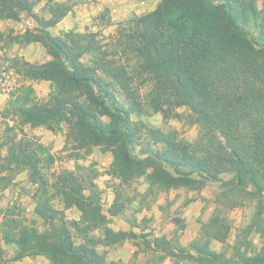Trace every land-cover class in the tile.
Returning a JSON list of instances; mask_svg holds the SVG:
<instances>
[{
    "label": "trees",
    "instance_id": "1",
    "mask_svg": "<svg viewBox=\"0 0 264 264\" xmlns=\"http://www.w3.org/2000/svg\"><path fill=\"white\" fill-rule=\"evenodd\" d=\"M39 3L48 17H35L38 29L26 31L21 41L40 44L50 59L15 60L12 66L27 81L50 83L51 91L44 101L26 84L10 93L1 112L0 182L7 185L15 173L26 172L36 186L35 215L47 228L40 232L26 224L14 207L0 209V240L16 247L13 261L43 257L48 264H116L98 248L139 239L132 231L108 227L93 176L64 170L50 182L44 171L55 158L23 133L26 126L54 132L65 124L75 153L109 151L119 185L145 177L149 192L199 190L231 174L240 187L250 184L256 194L264 192V0H160L154 10L120 24L109 45L95 33H50L72 11L66 1L0 0V20L18 21ZM141 88L148 89L144 96ZM180 108H187L200 128L195 144L139 119L148 110L179 117ZM9 118L13 127L5 123ZM141 140L140 159L134 151ZM56 201L75 208L80 219L68 222ZM124 206L117 188L107 213L116 217ZM175 224L184 228L179 220ZM205 226L215 241L225 243L228 225L214 217ZM194 250L197 264H264V255L240 254L238 247L229 258L208 248Z\"/></svg>",
    "mask_w": 264,
    "mask_h": 264
},
{
    "label": "rangeland",
    "instance_id": "2",
    "mask_svg": "<svg viewBox=\"0 0 264 264\" xmlns=\"http://www.w3.org/2000/svg\"><path fill=\"white\" fill-rule=\"evenodd\" d=\"M66 1L72 11L49 31L53 36H62L68 31L77 33H95L100 41L110 44L120 24L144 15L157 6L160 0H54ZM261 7V1H259ZM35 17H48L44 3L35 6L32 14L22 13L18 21L0 20V135L4 130L1 112L9 100L10 93L22 84L30 85L35 91L37 101L47 99L51 85L48 82L27 81L13 69V61L23 60L31 64H43L50 58L38 43H22L21 37L26 31L38 29ZM108 44V45H109ZM87 62V58L83 60ZM147 88H141L144 96ZM120 100L124 96L119 95ZM179 117L164 118L161 113L148 110L140 121L148 127L164 133H175L177 138L189 144H195L199 137V126L195 117L187 108L177 110ZM134 120H137L134 118ZM10 127L14 120H5ZM27 137L36 138L54 156L55 162L45 170V177L52 182L61 171H74L94 177V184L101 198L103 213L107 216L108 227L113 231H132L139 235L135 241L127 240L111 248H98V253L105 256L107 262L116 264H197L199 258L195 247L208 248L227 258L235 257V247L240 254L253 257L264 255V192L256 194L250 184L246 188L238 185L231 174L221 175L217 182L207 181L199 190L180 188L177 190L148 191L145 177L134 180L129 185H119L112 171V155L109 151L95 147L90 151H74L73 143L68 138V129L62 124L54 132L44 128H23ZM18 138L22 137L20 132ZM218 140L223 141L218 135ZM145 147L141 140L134 155L140 159ZM142 149V150H141ZM5 151L0 149V163ZM77 165L82 170H77ZM120 189L125 204L123 212L111 217L110 207L114 192ZM36 186L31 183L26 172L15 173L7 185L0 182V209L15 208L23 221L34 226L40 232L45 231L46 224L35 215ZM55 207L64 210L65 219L78 221L80 214L75 208L64 209L56 201ZM218 217L229 227L225 243L215 241L211 230L205 226L209 220ZM179 220L183 229L177 228ZM1 223V218H0ZM255 223L258 226H254ZM262 229V232H260ZM96 236L102 233L96 232ZM76 243L79 240L74 236ZM160 241V247L154 241ZM147 243L152 244L148 246ZM163 246V247H162ZM16 247L6 245L0 240V264H48L43 257H28L13 261ZM238 261V260H237ZM239 262V261H238Z\"/></svg>",
    "mask_w": 264,
    "mask_h": 264
},
{
    "label": "built area",
    "instance_id": "3",
    "mask_svg": "<svg viewBox=\"0 0 264 264\" xmlns=\"http://www.w3.org/2000/svg\"><path fill=\"white\" fill-rule=\"evenodd\" d=\"M0 65H1V62H0ZM0 86H1V87H4V83H1Z\"/></svg>",
    "mask_w": 264,
    "mask_h": 264
}]
</instances>
